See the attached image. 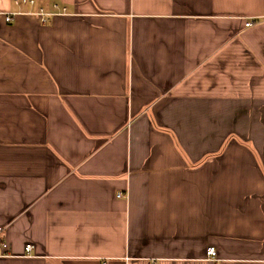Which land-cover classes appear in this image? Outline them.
Returning <instances> with one entry per match:
<instances>
[{"label": "crops", "instance_id": "crops-1", "mask_svg": "<svg viewBox=\"0 0 264 264\" xmlns=\"http://www.w3.org/2000/svg\"><path fill=\"white\" fill-rule=\"evenodd\" d=\"M34 1L0 0V264H264V0Z\"/></svg>", "mask_w": 264, "mask_h": 264}, {"label": "built area", "instance_id": "built-area-1", "mask_svg": "<svg viewBox=\"0 0 264 264\" xmlns=\"http://www.w3.org/2000/svg\"><path fill=\"white\" fill-rule=\"evenodd\" d=\"M24 1L30 2L31 4L35 2L34 0H24ZM16 3L19 4L20 0H16ZM57 9H59L57 5L54 6V10L40 8L38 11L35 12V14L41 18L42 22H46L50 17L60 13V11H56ZM250 24L251 22L248 23L247 25H250ZM1 234H2V228H0V251H1L0 256L9 257V251H8L9 245L6 241H4L1 238ZM32 250H33V246L31 244H28L26 246L27 255H29L32 252ZM207 256L210 260H216V256H217L216 249L214 247H209L207 250ZM103 264H106V263H103Z\"/></svg>", "mask_w": 264, "mask_h": 264}, {"label": "rangeland", "instance_id": "rangeland-1", "mask_svg": "<svg viewBox=\"0 0 264 264\" xmlns=\"http://www.w3.org/2000/svg\"><path fill=\"white\" fill-rule=\"evenodd\" d=\"M53 10H54V7H53ZM1 257H3V256H1Z\"/></svg>", "mask_w": 264, "mask_h": 264}]
</instances>
